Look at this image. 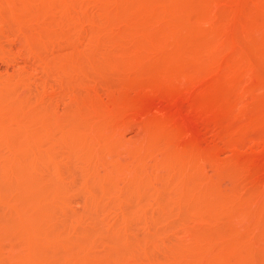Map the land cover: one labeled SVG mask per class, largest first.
<instances>
[{
	"label": "rangeland",
	"instance_id": "obj_1",
	"mask_svg": "<svg viewBox=\"0 0 264 264\" xmlns=\"http://www.w3.org/2000/svg\"><path fill=\"white\" fill-rule=\"evenodd\" d=\"M262 156L264 0H0V264H264Z\"/></svg>",
	"mask_w": 264,
	"mask_h": 264
},
{
	"label": "bare ground",
	"instance_id": "obj_2",
	"mask_svg": "<svg viewBox=\"0 0 264 264\" xmlns=\"http://www.w3.org/2000/svg\"><path fill=\"white\" fill-rule=\"evenodd\" d=\"M257 8V7H256ZM263 8V7H262ZM258 9V8H257ZM254 11V10H253ZM258 11V10H257ZM252 15H253V13H252ZM251 17V16H250ZM145 19V18H144ZM149 22H151V21H149ZM146 100V99H145ZM169 100H171V99H169ZM169 100H167V101H169ZM173 100V99H172ZM172 100L171 101H169L170 103L172 102ZM156 101V100H155ZM143 102H144V100H143ZM168 102V103H169ZM173 102H175V101H173ZM141 103V102H140ZM140 103L138 104V105H136V106H131V105H133V104H131L130 105V107H128L126 110H128L129 109V112L128 111H126L127 112V114L129 113V114H132V112L134 113V114H139L140 115V113L142 112V114H143V112L145 111V109L148 107L147 105H145V103H146V101H145V103H144V105H140ZM165 103H167V102H165ZM150 107L151 106H153L154 107V99H153V103H151V101H150ZM153 104V105H152ZM172 104H174V103H172ZM171 104V105H172ZM156 105V104H155ZM162 105V104H161ZM170 105V104H169ZM175 105H177L176 103H175ZM173 106V105H172ZM127 107V106H126ZM163 107V106H162ZM174 107V106H173ZM176 107V106H175ZM152 108V107H151ZM179 108H180V105H179ZM183 108V107H182ZM182 108H180L179 110H182L183 111V109ZM169 109H170V107H169ZM176 109V108H175ZM178 109V108H177ZM147 110V109H146ZM149 110V109H148ZM172 110H174V109H172ZM168 111V110H167ZM170 111V110H169ZM181 111V112H182ZM131 112V113H130ZM171 112V111H170ZM175 112V111H174ZM177 113V116H176V114H174V116H175V119L177 118V122L175 121V119L173 118V115H171L172 116V118L171 117H169V116H167V117H169L170 119H172L173 121H175L176 123H177V127H184V126H186L187 127V125H186V122H185V125L183 124V119H181V118H185V117H182V116H180V113H179V116H178V111H176ZM160 113H162L161 111H160ZM171 113H173V111L171 112ZM183 113V112H182ZM182 113H181V115H182ZM112 114H114V113H112ZM141 114V115H142ZM165 114L166 113H162L161 115V117L160 118H158V120H157V122L158 121H161V119L163 118V116L165 117ZM169 115V114H168ZM184 115V114H183ZM130 116H132V115H130ZM134 116V115H133ZM181 121L182 120V122H180L179 120ZM171 120V122L173 123V121ZM186 120V119H185ZM190 121V120H189ZM125 122V121H124ZM174 122V123H175ZM178 122H179V124L180 123H182V126L181 125H179L178 124ZM188 122V121H187ZM192 122V121H191ZM190 122V123H191ZM189 124V123H188ZM193 124V123H192ZM179 125V126H178ZM184 125V126H183ZM175 126H176V124H175ZM180 127H179V130H178V128H177V131L180 133V134H182V135H184L183 133H185V135L184 136H186L187 134L186 133H188V131L189 130H187L186 128H181L180 129ZM188 128V127H187ZM190 128H192V127H190ZM183 129V130H182ZM186 129V130H185ZM183 131V133L181 132V131ZM187 131V132H186ZM190 132V131H189ZM175 135V134H174ZM189 135V136H188ZM187 136L188 137H190V138H188L189 139V141H190V139H191V133H189ZM193 137V136H192ZM260 158V157H259ZM258 158V159H259ZM264 157L262 156V159H263ZM257 162H255V159L254 160H251L250 161V164L248 165V162H246V164H244L242 167H244L243 169H242V171H244L243 173L245 174L247 171H249V172H251L252 173V175H253V177H257V179H255V180H258V182L260 181V183H262L263 184V182H264V173H262V172H264V171H262V170H264V160L262 161L261 160V158H260V160H256ZM253 164H254V166H253ZM253 169H257V170H259L258 172H261V173H259L258 174V172L256 171V170H254V171H251V170H253ZM254 172V173H253ZM249 174V173H248ZM255 174V175H254ZM258 175V176H257Z\"/></svg>",
	"mask_w": 264,
	"mask_h": 264
}]
</instances>
